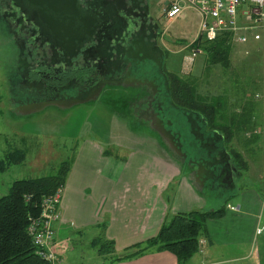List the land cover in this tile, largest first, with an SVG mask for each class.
Here are the masks:
<instances>
[{"label": "flooded vegetation", "instance_id": "1", "mask_svg": "<svg viewBox=\"0 0 264 264\" xmlns=\"http://www.w3.org/2000/svg\"><path fill=\"white\" fill-rule=\"evenodd\" d=\"M163 2L75 0L73 6L52 8L40 0H0V26L17 49L10 79L16 106L69 110L106 86L144 87L149 93L136 99L135 119L166 142L176 133L186 155L180 156L182 166L225 192L244 172L227 138L198 111L169 107Z\"/></svg>", "mask_w": 264, "mask_h": 264}, {"label": "rangeland", "instance_id": "2", "mask_svg": "<svg viewBox=\"0 0 264 264\" xmlns=\"http://www.w3.org/2000/svg\"><path fill=\"white\" fill-rule=\"evenodd\" d=\"M163 1L164 4L168 3V0ZM185 8L179 17L162 20L167 38L168 69L182 71L193 77L202 97L209 98L206 96L208 92L219 96L221 118L215 122L223 126L229 150L240 153L242 159L238 158V161L245 163V172L236 181L234 191L229 188L219 192L212 189L209 181H205L204 187L199 190L206 203L201 207L202 210L218 209L227 199L231 201L230 194L238 192L237 188L241 185L264 186V52L261 42L249 39L246 43H238L232 39L230 66L226 69H205L206 55L202 51L197 54L192 65H185V57L192 50L189 45L197 39L201 24L199 11L189 6ZM16 52L14 43L7 39L5 29L0 26V196L8 191L13 180L50 175L62 161L72 166L86 141L81 138L86 136L95 137L98 144L101 141L108 144L109 154L121 158L126 165L143 158V152L148 154L156 150L155 144L144 139L130 149L119 148L108 139L114 136L113 131L117 128L115 120L122 118H131L137 127L157 134L146 122L135 119L138 117L136 99L147 97L148 89L120 84L106 86L95 99L73 103L70 105L73 108L69 110L59 111L52 107L21 110L16 106V91L15 87H11L10 80L15 75L12 64ZM118 128L123 129V126ZM183 148L187 149L188 144L185 143ZM13 151H23L24 159L17 163L8 162L6 157ZM89 158L97 163L93 156ZM2 164L4 168H1ZM187 205L191 210L200 206L193 201ZM87 238L85 232L82 237L76 236L74 241L72 239L65 246L57 245L60 258L65 255L67 264H109V258L96 257L97 247L87 243Z\"/></svg>", "mask_w": 264, "mask_h": 264}, {"label": "crops", "instance_id": "3", "mask_svg": "<svg viewBox=\"0 0 264 264\" xmlns=\"http://www.w3.org/2000/svg\"><path fill=\"white\" fill-rule=\"evenodd\" d=\"M115 123L114 136L108 137L115 146L130 149L144 139L155 144L156 150L148 154L142 151L143 158L126 165L121 158L109 154L108 144H98L93 136L81 138L86 141L60 189V219L54 223L55 249L87 232L90 245L98 237L113 242L110 251L96 252L97 258H109V264H178L173 253L150 248L131 258L115 257L155 235L166 215L191 210L187 203L197 202L200 206L195 209H202L206 203L199 190L205 181L195 177L191 168L185 169L182 159L172 154L159 137L137 127L135 120L122 118ZM230 188L234 191L236 184ZM237 189L230 194L231 201L227 199L220 207V216L205 220L199 240L205 239L206 243L185 264H264V186L241 185ZM228 204L235 208H228ZM127 251H134V247ZM64 256L62 264H67Z\"/></svg>", "mask_w": 264, "mask_h": 264}, {"label": "trees", "instance_id": "4", "mask_svg": "<svg viewBox=\"0 0 264 264\" xmlns=\"http://www.w3.org/2000/svg\"><path fill=\"white\" fill-rule=\"evenodd\" d=\"M232 46L231 32L221 31L211 41L196 39L189 48H199L200 52H204L205 69H226L230 66ZM166 78V97L171 109L184 106V109L190 112L198 111L212 127L223 132V126L215 122L221 118L219 96L208 92L206 96L209 98L202 97L198 93L196 80L182 71L169 70ZM233 154L237 160L242 157L238 152ZM24 155L23 151H13L9 152L6 158L8 162L17 163L24 159ZM240 164L245 167L244 161ZM70 166L67 161H62L50 175L13 180L8 191L0 196V264H49L37 253L32 243L28 233L29 217L40 213L44 196L61 189ZM1 168H4L3 164ZM221 214L220 208L170 213L164 217L155 235L127 247L125 252L115 259L131 258L150 248L153 251H169L175 255L178 264H185L198 249V240L203 233L205 220ZM91 245L96 246L100 253L113 248L111 240L101 237L94 239ZM131 247H134V251L128 252Z\"/></svg>", "mask_w": 264, "mask_h": 264}, {"label": "built area", "instance_id": "5", "mask_svg": "<svg viewBox=\"0 0 264 264\" xmlns=\"http://www.w3.org/2000/svg\"><path fill=\"white\" fill-rule=\"evenodd\" d=\"M187 6L201 14L199 41H211L219 32L229 31L238 43H246L249 39L261 42L264 52V0H168L162 14L165 19L176 18ZM199 52V48H193L185 57V65H192ZM59 201L60 190L44 196L40 213L30 216L28 223V233L37 253L49 264H62L55 249L54 231V223L60 219ZM227 207L235 208L230 204ZM261 230V227L258 228V233ZM205 243V239H200L198 247Z\"/></svg>", "mask_w": 264, "mask_h": 264}, {"label": "water", "instance_id": "6", "mask_svg": "<svg viewBox=\"0 0 264 264\" xmlns=\"http://www.w3.org/2000/svg\"><path fill=\"white\" fill-rule=\"evenodd\" d=\"M41 2L45 3L46 5H48L49 7H55V8H61V7H70L74 5L75 0H40ZM165 83H166V87H167V78L165 79ZM162 128H166V126H164V124H161ZM157 134L156 136L159 137V139L161 140V142L167 147V149H169L170 151H172V154L174 153L176 155V157H178L179 159H182L181 157H185V153L182 150L181 145L178 143V139L174 138V134H171V136H169L171 138L172 141L168 140L167 142L163 140V138L158 134V132L152 128ZM169 133H171L170 131H167ZM169 135V134H168ZM181 156V157H180ZM202 169H204L205 171L206 168L205 166H202Z\"/></svg>", "mask_w": 264, "mask_h": 264}]
</instances>
